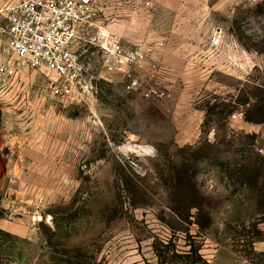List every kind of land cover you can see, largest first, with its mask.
Here are the masks:
<instances>
[{
    "label": "rangeland",
    "instance_id": "1",
    "mask_svg": "<svg viewBox=\"0 0 264 264\" xmlns=\"http://www.w3.org/2000/svg\"><path fill=\"white\" fill-rule=\"evenodd\" d=\"M97 1L145 58L0 93V264H264V0Z\"/></svg>",
    "mask_w": 264,
    "mask_h": 264
},
{
    "label": "built area",
    "instance_id": "2",
    "mask_svg": "<svg viewBox=\"0 0 264 264\" xmlns=\"http://www.w3.org/2000/svg\"><path fill=\"white\" fill-rule=\"evenodd\" d=\"M258 1V0H253ZM97 0H2L0 4V93L20 84L30 69L45 74V91L61 100L74 98L83 85L85 65L75 48L83 39L107 58L109 71H122L145 58L142 50H125L117 34L98 29ZM4 144L0 154L14 155Z\"/></svg>",
    "mask_w": 264,
    "mask_h": 264
}]
</instances>
